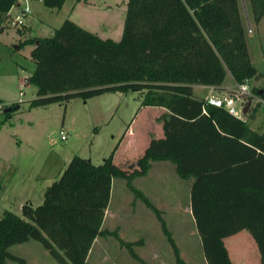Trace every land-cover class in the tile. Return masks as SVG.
Wrapping results in <instances>:
<instances>
[{"label": "trees", "instance_id": "obj_1", "mask_svg": "<svg viewBox=\"0 0 264 264\" xmlns=\"http://www.w3.org/2000/svg\"><path fill=\"white\" fill-rule=\"evenodd\" d=\"M16 1L0 0V32ZM246 1L257 22L264 14V0ZM41 2L59 8L64 0ZM26 43L33 45L29 56L34 63L26 81L35 86L28 106L105 90H143L140 104L163 106L176 118L163 120L165 138L153 139L130 170L114 163L113 149L98 163L73 154L57 178L44 187L39 203L23 202L20 214L3 209L0 264L6 259L29 264L8 250L9 245L27 239L37 240L59 264H90L87 257L93 240L105 234L113 235L137 257L134 241L101 226L111 183L117 177L153 210L175 264H187L160 210L132 183L147 171L151 160H168L179 177L190 178L188 204L206 264H235L221 238L225 229L219 231L216 225L220 218L215 194L231 188L257 193L264 200V129H253L223 107L205 104L203 97L192 93L191 84L218 85L228 74L237 82L259 76L247 51L238 0H126L118 39L64 18L49 35L25 37L18 46ZM251 89L260 90L264 98V83ZM6 106L10 109L3 110ZM16 107V102L4 104L2 112L7 116ZM183 121L190 123L188 132L173 134ZM212 124L223 135L201 133ZM168 141L182 146H166ZM259 247L264 264V248Z\"/></svg>", "mask_w": 264, "mask_h": 264}, {"label": "rangeland", "instance_id": "obj_2", "mask_svg": "<svg viewBox=\"0 0 264 264\" xmlns=\"http://www.w3.org/2000/svg\"><path fill=\"white\" fill-rule=\"evenodd\" d=\"M125 1L86 0L81 5L77 0H64L59 8H55L45 6L41 0H28L30 12L24 19H29L30 27L24 31L23 24L17 27L7 24L8 27L0 32V100L17 103V107L7 116L0 111V195L3 196L0 198V213L8 209L20 214V208L13 201L16 200V193L30 190L31 204L39 203L44 187L57 178L73 154L90 157L92 162L98 163L113 149L112 159L115 164H119L122 170H130L129 165L125 164L136 161L144 151L140 148L149 136L146 129L152 125L149 130L151 135L154 131L161 132L155 125V119L150 117L156 110L152 105L140 104L143 90H105L87 97L71 96L43 105L28 106V100L35 96V86L27 81L22 91L16 87L17 80L26 78L34 66L28 53L29 43L19 47L20 39L49 35L62 19L74 20L76 14L86 15L94 24H98L99 17L107 18L105 31L111 32L104 35L97 33L118 39L125 15ZM238 3L246 47L251 62L259 72L257 78L247 79V82L250 87H257L264 83V14L255 22L247 1L238 0ZM104 25L101 24L100 31H104ZM193 91L199 95L205 94L202 89L195 87ZM262 107L260 102L251 104L246 115L255 112V119L245 121L247 125L256 126L259 120L264 122ZM189 124L183 121L179 127L181 130L178 128L173 134L187 133ZM60 128L66 134L65 139L60 138ZM206 129V133L212 136V132ZM151 162L148 174L134 177L133 185L160 210L184 261L187 264H206L189 213L187 201L190 178L177 176L173 163L168 160ZM158 165L165 166L159 168ZM59 167L61 169L55 175ZM157 171L164 173V179L158 177ZM11 182L16 187L14 192L9 188ZM3 184L8 188H4ZM171 188L176 190V197H172L173 202L168 204L167 194H170L168 190ZM217 192L215 205L222 209L227 201L222 193ZM7 197L11 200L10 205L5 200ZM101 226L115 230L124 240L134 241L132 249L137 257L131 256L127 247L120 244L113 235L105 234L94 238L87 257L90 264H175L172 248L155 213L131 192L122 178L112 180ZM222 228L219 225L218 230ZM236 238V241L227 238L224 242L232 262L236 254L240 264H260L252 243L249 240L248 243L241 241L242 235ZM8 250L22 256L29 264H59L35 239L13 243L8 246ZM5 264L16 262L6 259Z\"/></svg>", "mask_w": 264, "mask_h": 264}, {"label": "crops", "instance_id": "obj_3", "mask_svg": "<svg viewBox=\"0 0 264 264\" xmlns=\"http://www.w3.org/2000/svg\"><path fill=\"white\" fill-rule=\"evenodd\" d=\"M84 1H86V0H77V2H79L81 5H83ZM18 3H19V0H17L15 4L11 5L9 7L8 11L11 12V13H14L17 10V8H18L17 7ZM92 4H94V2H92ZM86 13L90 14L89 11H87ZM75 16H76V18L73 21L76 22L77 24H79L80 26L90 30V31H93V32H96V33L100 32V33H102L101 35L108 34V33L111 32V31H105V29L107 28L106 26L108 25L107 18L102 19V17H99L98 24H96V23L94 24L89 19V17H87L86 15L76 14ZM241 19H242V17H241ZM26 20H27V18L24 19V23H23V26H25L24 27L25 28L24 31H26L28 29V27H30V24H28L29 19H28V21H26ZM102 23H105L104 31H100L102 26H103V25L101 26ZM7 27L8 26H6L3 29H6ZM14 30L17 32V29L14 28ZM120 34H121V32H120ZM98 35H100V34H98ZM24 38H22V39H24ZM244 38H245V42H246V37L244 36ZM22 39H20V40H22ZM32 46L33 45L31 43H29L28 53H29L30 49L32 48ZM15 47H17V44L15 45ZM247 51H248V54H249V58L251 60L250 52H249L248 48H247ZM31 71H30V73H31ZM29 74H28V76H29ZM26 78H25V80H26ZM233 82H234V79L228 74V75H226L224 77L222 82L220 84H218V85L192 83L191 84V89H192V93L194 95H197V96H200V97H204L203 95L209 94L213 90H220L224 86H228V85L233 84ZM26 84H27V81H26ZM16 87L19 90L17 84H16ZM24 87H22L21 90H23ZM194 87L198 88V89H202L203 92H205V94L199 95L200 93L199 94L194 93V91H193ZM0 103L8 104V102H4L2 100H0ZM151 107L154 108L156 111L152 115H150V117L152 119H155V125L160 128L161 132H158V133L156 132L155 133V131H154V132H152V135H151V132L149 130L152 128V125H151L150 128H147L146 132H149V136H147V138L144 139V141L141 143L142 146H141L140 149H142V148L145 149L147 147V145L153 139L165 138L164 130H163V127H162L163 120L165 118H167L168 120H173L174 118H176V115H174L171 112H169L168 109H166L163 106L152 105ZM247 111H248V109L245 110V112H243V114H242L243 115V119H245L246 122H247L248 119L253 121L255 119V117H254L255 112H252V113H250L247 116L246 115ZM197 118L198 117H196L195 119H197ZM262 123H264V122L262 120H259V122L256 121V126H253V124H252V126H250V127L254 128V129L258 130V131H261V130L264 129V124H262ZM208 131L212 132V134H214L215 136L223 135V133L220 132L215 127L214 124H212V126L210 127V130H208ZM124 132H125V129H124L122 134H124ZM127 132H130V130H128ZM131 132H132V130H131ZM201 133L203 135H205V136H209L208 133H206V131H203ZM165 144H166V146L172 145V146L177 147V148H181V146H182V144H176L173 141H171V142L168 141ZM88 158L90 159V157H88ZM151 164H152V162L150 163L149 168L147 169V171L144 174L138 175V176H143V177L146 176V174H148V172L150 171V168L152 166ZM125 165H129V167L131 169L133 167L132 165H135V161H133L132 163L128 162ZM120 166H122V165H120ZM164 166L165 165H158L159 168L160 167H164ZM60 169H61L60 167L57 168V170L55 172V175L57 174V172ZM157 173H158V177L159 178H163L164 179V173H162V171H157ZM135 177H137V176H135ZM2 186L4 188L6 187L4 184ZM6 188H8V186ZM9 188L12 189V192H14V189H16L14 183H12V182H11V185H10ZM219 190H221V191H219V193H222L223 197H225V196L227 197V199L225 197V200L227 201V203H225V205H223L222 209H218L219 218L220 219H218L216 221V225L217 226L221 225L225 229L224 232L221 233V238H222L223 243L226 241L227 238H231V240H235L236 241L237 240L236 237L238 235H242V240L241 241L246 242V243H248L250 241L252 243L253 247L255 248V251L258 254V258H259L260 253H261L259 245H262V247L264 248V200H263V198L261 197V195H259L257 193H252V192L251 193H244V192H241V191H238V190H231V189H219ZM225 190H228V191H225ZM168 191L170 193V194H167L168 195V204H169L170 202H173V200H172L173 198L172 197H174V198L176 197V190L171 188ZM11 197H13V195H11ZM0 198H3V196L0 195ZM31 199H32V191L28 190V191H25L24 193H16V200L14 199L13 201H15L16 206L20 208V205L23 202L32 203ZM5 200H7V202L10 205V203H11L10 198L7 197V199H5ZM260 205H263V209L260 208ZM242 207L244 208L243 212H242ZM189 213L191 214L190 208H189ZM221 218H222V220H221ZM192 219H193V217H192ZM234 256H235L234 259L237 260V262H235V260H233V262L235 264H240V263H238L239 258H236V254H234ZM241 258L245 259V257H241Z\"/></svg>", "mask_w": 264, "mask_h": 264}, {"label": "built area", "instance_id": "obj_4", "mask_svg": "<svg viewBox=\"0 0 264 264\" xmlns=\"http://www.w3.org/2000/svg\"><path fill=\"white\" fill-rule=\"evenodd\" d=\"M17 7L18 8L14 13L8 11L9 14L5 19L6 24H11L12 26L17 27L24 23V17L30 12L28 0H19ZM25 85V78H21L17 81L19 91H22L21 89ZM203 98L205 104L223 107L231 115L241 117L242 119V114L245 112L242 108L246 106L245 110L249 109L252 103H262V111L264 113V98L251 89L247 79H243L239 82L234 80L233 84L224 86L218 90L217 93L211 92L206 94ZM3 105V103H0V111H2ZM59 134L60 138L65 139L66 134L63 129H59Z\"/></svg>", "mask_w": 264, "mask_h": 264}, {"label": "water", "instance_id": "obj_5", "mask_svg": "<svg viewBox=\"0 0 264 264\" xmlns=\"http://www.w3.org/2000/svg\"><path fill=\"white\" fill-rule=\"evenodd\" d=\"M258 93H260V90L258 91ZM245 108H246V106H244V107L242 108V110L245 111ZM5 109H6V110H9L10 107H9V106H6V107L3 108V110H5Z\"/></svg>", "mask_w": 264, "mask_h": 264}]
</instances>
